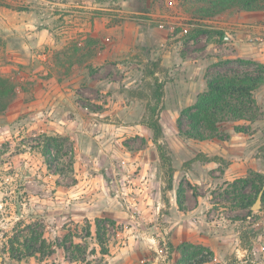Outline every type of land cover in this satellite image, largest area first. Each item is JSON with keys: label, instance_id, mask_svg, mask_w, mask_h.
Masks as SVG:
<instances>
[{"label": "rangeland", "instance_id": "rangeland-1", "mask_svg": "<svg viewBox=\"0 0 264 264\" xmlns=\"http://www.w3.org/2000/svg\"><path fill=\"white\" fill-rule=\"evenodd\" d=\"M93 1L110 9L114 24L136 30L134 50L121 48L118 59L102 62L103 53L86 49L96 40L82 53L71 47L54 70L56 81L81 76L68 84L66 100H47L33 80L4 75L17 96L0 114L1 264H86L75 255L91 264H192L200 257L204 264H264V85L250 117L228 116L213 137L189 138L178 128H190L181 112L209 83L264 73L256 59L264 52V19L248 21L238 44V25L228 22L242 12L264 18V2L200 18L196 0ZM154 61L165 82L160 121L174 168L171 189L145 124ZM43 133L63 136L57 162L42 154ZM97 219L107 228L105 256L92 254L100 249ZM28 225L44 232L49 248L14 259L9 241ZM77 243L82 254L74 252Z\"/></svg>", "mask_w": 264, "mask_h": 264}, {"label": "crops", "instance_id": "crops-1", "mask_svg": "<svg viewBox=\"0 0 264 264\" xmlns=\"http://www.w3.org/2000/svg\"><path fill=\"white\" fill-rule=\"evenodd\" d=\"M106 10L110 9L93 0H0V74L33 80L37 88L43 86L38 94L47 100H66L71 94L68 84L81 81V76L56 81L54 70L65 63L71 47L82 53L84 46L96 40L86 49L103 53L102 62L118 59L121 48L128 52L136 47V30L114 24ZM257 17L264 19L263 13L231 17L228 22L239 29L234 43L246 35L247 22ZM256 59L264 62V52Z\"/></svg>", "mask_w": 264, "mask_h": 264}, {"label": "trees", "instance_id": "trees-1", "mask_svg": "<svg viewBox=\"0 0 264 264\" xmlns=\"http://www.w3.org/2000/svg\"><path fill=\"white\" fill-rule=\"evenodd\" d=\"M203 5L199 7L200 18L215 16L233 8H242L244 10H257L263 7L264 0H196ZM205 29H202L204 31ZM223 35V33H221ZM154 68H148L147 73L154 79L153 100L149 103L145 124L153 132V141L155 142L162 166L165 169L167 188H173L174 168L170 150L164 142L163 125L160 121V111L165 96V82L157 75L158 69L161 68L160 61H154ZM264 85V73L256 75H233L217 79L208 84L205 92L201 93L193 105L188 106L181 112V117L186 116L191 121L189 129H185L182 123H179V134L195 139H206L213 137L219 130V125L226 122L228 116L235 119L250 117L253 108L257 107L255 91ZM17 96V86L10 77L0 74V114L4 113L12 104ZM219 124V125H218ZM239 127L235 126V130ZM44 145L42 154L47 161L59 160V154L64 145L63 136L43 133ZM53 147L57 148V153L53 154ZM23 197H18L15 205L18 212L23 205ZM180 203V202H179ZM20 223V222H18ZM96 240L100 247H93L92 254L100 253L103 256L109 254L107 228L101 224L100 219L96 220ZM88 232H91V226L88 225ZM9 252L14 259L20 260L18 252L22 257L45 255L49 248V242L43 231H37L31 225L26 226L22 233L18 232L9 241ZM62 247L68 251L66 243ZM77 253H83L79 243L74 245ZM76 260L84 261L91 264L89 259H83L74 256ZM208 259L198 258L192 264H204Z\"/></svg>", "mask_w": 264, "mask_h": 264}, {"label": "water", "instance_id": "water-1", "mask_svg": "<svg viewBox=\"0 0 264 264\" xmlns=\"http://www.w3.org/2000/svg\"><path fill=\"white\" fill-rule=\"evenodd\" d=\"M258 207V204L254 205V208ZM2 263V257H1V253H0V264Z\"/></svg>", "mask_w": 264, "mask_h": 264}]
</instances>
